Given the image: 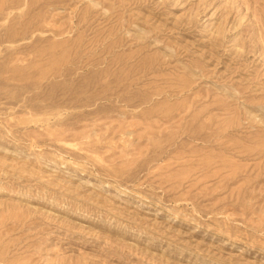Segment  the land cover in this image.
<instances>
[{
    "label": "rangeland",
    "instance_id": "374dc122",
    "mask_svg": "<svg viewBox=\"0 0 264 264\" xmlns=\"http://www.w3.org/2000/svg\"><path fill=\"white\" fill-rule=\"evenodd\" d=\"M0 264H264V0H0Z\"/></svg>",
    "mask_w": 264,
    "mask_h": 264
}]
</instances>
